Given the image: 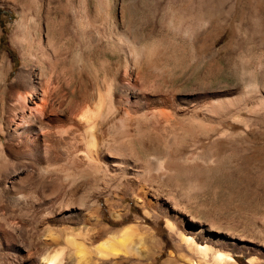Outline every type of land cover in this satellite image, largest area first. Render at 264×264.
<instances>
[{
  "label": "rangeland",
  "instance_id": "obj_1",
  "mask_svg": "<svg viewBox=\"0 0 264 264\" xmlns=\"http://www.w3.org/2000/svg\"><path fill=\"white\" fill-rule=\"evenodd\" d=\"M69 2L0 0L6 83L27 56L33 66L56 49L60 63L53 74L66 86L63 106L76 116L94 115L105 143L117 136L128 157L133 149L129 158L136 165L135 171L127 167L121 182L109 171L77 176L74 212L48 209L39 217H99L113 229L137 224L158 241L148 246L154 256L143 264L172 256L173 264H212L213 253L232 257L229 264H264V0ZM76 14L85 18L71 19ZM85 30L89 36L81 38ZM50 33L57 38L48 46ZM39 35L43 46L28 55ZM71 78L75 83L67 87ZM1 86L0 104L6 95ZM101 160L105 171L108 159ZM188 169L198 182L186 178ZM55 175L48 181L69 183ZM179 222L189 233L208 230V255L195 256L177 237Z\"/></svg>",
  "mask_w": 264,
  "mask_h": 264
},
{
  "label": "bare ground",
  "instance_id": "obj_2",
  "mask_svg": "<svg viewBox=\"0 0 264 264\" xmlns=\"http://www.w3.org/2000/svg\"><path fill=\"white\" fill-rule=\"evenodd\" d=\"M68 5L74 6V0H70ZM84 16L76 14L71 19L80 20ZM68 17H62L57 24H64ZM42 18L40 21L45 22L46 27L52 26L49 17ZM62 32L59 29L58 33L62 35ZM82 33L84 35H79L81 38L89 36L87 30ZM56 38L50 33L47 45H53ZM43 43L44 38L39 35L37 42L28 46L27 54L32 55L33 46L41 48ZM56 52L54 49L43 56L48 65L38 59L37 65L32 66L27 56L23 60V67L9 84L5 80L7 65H0V84L6 88V91L3 90L6 95L0 104V228L6 236L0 234V264H143L142 261L149 260L153 254L148 246L157 245L158 241L149 230H141L137 224L113 229L99 217L83 218L81 221L46 220L39 217V213L48 209L58 214L62 209L74 212L72 203L75 188L71 185L77 176L84 177L93 171L99 177L109 171L117 174L116 178L121 182L127 167L135 171L136 165L130 162V158L135 157L133 149L128 150L132 154L129 158L126 150L119 145L117 136L111 144L105 143L96 126L98 124L91 122L94 115L86 117V111L84 115L76 116L73 108L63 106L62 98L67 95L64 94L66 86L53 74L60 63ZM67 83V87H71L75 80L71 78ZM120 102L119 95L117 103ZM106 111L101 112L99 118ZM96 119L93 123H99L98 117ZM101 157H106L109 162L105 171L102 170ZM188 172L186 178L198 182L197 174L189 169ZM49 174H62L69 183L62 184L60 181L59 184L52 179V182L48 181ZM112 215L116 219L121 217L118 210H112ZM178 226L175 232L177 237L195 256L208 255L210 247L207 241L212 238L208 230L195 229L189 233L180 222ZM60 238L64 241L63 245L58 241ZM223 254H211L213 263H231L232 257ZM180 257L185 256L181 254ZM173 258L170 257L163 264H173ZM255 260L252 258L250 261Z\"/></svg>",
  "mask_w": 264,
  "mask_h": 264
},
{
  "label": "trees",
  "instance_id": "obj_3",
  "mask_svg": "<svg viewBox=\"0 0 264 264\" xmlns=\"http://www.w3.org/2000/svg\"><path fill=\"white\" fill-rule=\"evenodd\" d=\"M10 54H11V57H12V59L13 60H15V57H14V55L10 52Z\"/></svg>",
  "mask_w": 264,
  "mask_h": 264
}]
</instances>
